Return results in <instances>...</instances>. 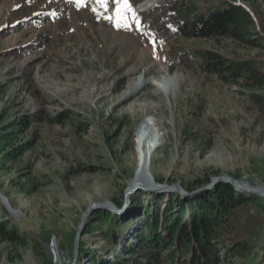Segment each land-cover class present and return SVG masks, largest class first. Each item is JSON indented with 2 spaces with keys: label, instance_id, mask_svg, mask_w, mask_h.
Here are the masks:
<instances>
[{
  "label": "rangeland",
  "instance_id": "rangeland-1",
  "mask_svg": "<svg viewBox=\"0 0 264 264\" xmlns=\"http://www.w3.org/2000/svg\"><path fill=\"white\" fill-rule=\"evenodd\" d=\"M144 1L129 0L117 25L115 0L106 10L96 0H0V147L17 118L56 119L29 127L26 136L36 141L19 158L0 151V192L9 203L0 197V219L26 238L21 245L0 240V264H105L121 253L153 193L187 196L169 187L196 192L210 184L197 180L226 174L264 186V118L238 87L201 73L191 56L209 48L264 63V50L229 39H162L163 18L153 10L171 0ZM189 1L240 2L264 35V0ZM167 78L170 89L162 86ZM156 114L166 137L152 176L162 188L126 197L139 162L138 130ZM237 227L255 248L235 264H262L264 210H241Z\"/></svg>",
  "mask_w": 264,
  "mask_h": 264
},
{
  "label": "trees",
  "instance_id": "trees-1",
  "mask_svg": "<svg viewBox=\"0 0 264 264\" xmlns=\"http://www.w3.org/2000/svg\"><path fill=\"white\" fill-rule=\"evenodd\" d=\"M153 11L163 18V29L156 32L162 39H229L248 49L264 50V35L257 29L253 14L240 2L203 7L189 0H171ZM191 52L201 73L238 87L264 118V63L209 48ZM180 54L188 56L187 51ZM41 120L56 119L33 112L17 118L1 135L0 151L8 152V158L13 159L29 151L36 139L28 138L26 132ZM211 181L210 177L197 180L200 184ZM186 190L195 191L192 187ZM250 207L264 210L262 196L239 191L227 182L187 196L153 193L121 253L105 264H235L250 256L255 248L247 232L237 227L240 211ZM2 210L8 214L4 206ZM112 234L118 236V229H113ZM49 236L50 233L45 234V242ZM25 239L10 219H0V240L21 245Z\"/></svg>",
  "mask_w": 264,
  "mask_h": 264
},
{
  "label": "bare ground",
  "instance_id": "bare-ground-1",
  "mask_svg": "<svg viewBox=\"0 0 264 264\" xmlns=\"http://www.w3.org/2000/svg\"><path fill=\"white\" fill-rule=\"evenodd\" d=\"M157 3V0H145L140 6L153 5ZM143 79H140L142 81ZM144 84H148L147 81H143ZM141 83H137L133 86L134 92L140 91ZM162 86L166 89L172 87V81L170 79H164ZM163 115H155L149 120H145L137 134V152L139 154V162L134 179L131 181V186H139L140 188L149 189L156 186V180L152 176V165L156 151L164 145V138L166 133H162ZM4 203H8L4 200ZM109 202H103L104 205H108ZM9 204V203H8ZM15 213V212H14Z\"/></svg>",
  "mask_w": 264,
  "mask_h": 264
},
{
  "label": "water",
  "instance_id": "water-1",
  "mask_svg": "<svg viewBox=\"0 0 264 264\" xmlns=\"http://www.w3.org/2000/svg\"><path fill=\"white\" fill-rule=\"evenodd\" d=\"M219 182H227V183H230L233 185V187L239 191H244L246 193H254V194H257V195H260L262 197H264V186H257V185H252L250 184L249 182L247 181H242V180H238V179H235L232 175L230 174H226V175H223V176H219V177H216L212 180V182L206 186L203 190H207V189H211L213 188L217 183ZM158 186V187H157ZM140 187L139 186H131L128 191L126 192V197L128 195H130L132 192H134L135 190L139 189ZM155 188H162L161 186L157 185L156 183V187ZM169 188L171 189H174V190H177V191H180L181 193H183L184 195H191V194H195L199 191H202V190H199V191H196V192H185L183 191V188L177 184H174V185H171ZM147 190V189H146ZM0 197L4 200H7V198L1 194L0 192ZM8 201V200H7ZM5 206L7 208H9V204L5 203ZM96 205H93V207H95ZM91 207L85 214V219L88 215V213L90 212V210L93 208ZM79 251H80V245L78 247Z\"/></svg>",
  "mask_w": 264,
  "mask_h": 264
},
{
  "label": "snow or ice",
  "instance_id": "snow-or-ice-1",
  "mask_svg": "<svg viewBox=\"0 0 264 264\" xmlns=\"http://www.w3.org/2000/svg\"><path fill=\"white\" fill-rule=\"evenodd\" d=\"M76 2L80 4L83 2V0H76ZM96 3L106 10L109 0H96ZM115 4V20L117 25H119L122 21H126L127 13L131 11V6L129 4V0H115ZM109 19H112V17H109Z\"/></svg>",
  "mask_w": 264,
  "mask_h": 264
}]
</instances>
